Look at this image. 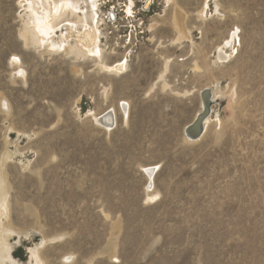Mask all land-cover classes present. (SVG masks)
Listing matches in <instances>:
<instances>
[{
	"label": "rangeland",
	"instance_id": "1",
	"mask_svg": "<svg viewBox=\"0 0 264 264\" xmlns=\"http://www.w3.org/2000/svg\"><path fill=\"white\" fill-rule=\"evenodd\" d=\"M17 1L0 0L15 259L41 245L47 264H264V0H128L130 25L100 24L104 61L126 62L119 74L26 47ZM104 1L103 12L117 2ZM206 88L213 122L189 138ZM109 113L111 125L95 119Z\"/></svg>",
	"mask_w": 264,
	"mask_h": 264
},
{
	"label": "bare ground",
	"instance_id": "2",
	"mask_svg": "<svg viewBox=\"0 0 264 264\" xmlns=\"http://www.w3.org/2000/svg\"><path fill=\"white\" fill-rule=\"evenodd\" d=\"M171 1L173 0H168V2ZM149 3L150 2H147V5H149ZM17 4L23 11V13H20L23 26L19 33V38L26 47L36 46L38 49H43L52 54L57 52L65 53L69 56H76L79 59H86L89 57L96 60V64L101 69L110 73L119 74L126 70V62L109 65L104 61V48L102 47L103 35L101 33L100 24L102 22L107 24V20L106 17L102 18L99 15L104 14L100 0H19ZM207 6L208 3L206 2L198 13L203 16ZM186 16L187 14L184 9L176 4L173 15V25L178 33L177 41L188 39L190 35V30L184 26V19ZM114 17H116V15H114ZM228 42L230 44L232 43L231 40ZM226 57L224 51L220 49V60ZM11 64L21 66V58L15 55L13 59H11ZM22 71L23 69H18L17 74L24 77ZM204 92H208V96L210 97L206 99L212 100V103L214 102L213 89L209 90V88H206L201 91V109L195 117L193 126L188 128L191 133L196 136L191 137L193 139L198 138L197 135H199V137L204 135L206 129L209 128L210 124L213 122L211 116L213 111L212 104L209 114L206 115L205 113L206 102L203 98ZM7 103L9 102L7 101ZM3 106L8 108L9 105L5 103ZM113 118H115L114 114L109 113L95 119L106 126V124H113ZM201 128L202 132L200 133L199 131ZM6 140L7 146L2 151L0 157V264H47L46 259L42 255L41 245L28 248L30 255L26 262L18 261L12 253L15 247L21 245V239L18 237L15 242L11 241L14 235H20V231L11 224L10 211L8 209L10 192L6 185L7 176L4 173V167L6 162L8 160L10 161L17 152L9 148L14 141L10 140V138ZM26 167H28V165H26ZM144 167L149 173V185L147 186L149 190L153 187L152 180L154 181V173L156 172H154L155 169L153 166ZM46 242L47 239H45V243Z\"/></svg>",
	"mask_w": 264,
	"mask_h": 264
},
{
	"label": "built area",
	"instance_id": "3",
	"mask_svg": "<svg viewBox=\"0 0 264 264\" xmlns=\"http://www.w3.org/2000/svg\"><path fill=\"white\" fill-rule=\"evenodd\" d=\"M116 1H117L116 5L109 7V9H111V11H108L109 9L104 10L105 17H106L107 22H108L106 25L109 27H112L114 29L119 28L120 27L119 22L124 21L125 19L129 25L131 23V19L129 18L130 15H128L126 13V10H125L126 8L124 9V7H126V3L128 0H116ZM100 2H101V5L103 6V8L107 5V2L104 0H100ZM147 2H150V0H145L146 4H144V7H145V5H147ZM114 15H116V17H114ZM133 35L134 36L137 35V30L133 32Z\"/></svg>",
	"mask_w": 264,
	"mask_h": 264
},
{
	"label": "water",
	"instance_id": "4",
	"mask_svg": "<svg viewBox=\"0 0 264 264\" xmlns=\"http://www.w3.org/2000/svg\"><path fill=\"white\" fill-rule=\"evenodd\" d=\"M209 94H208V92H204L203 93V98H204V100H205V113H206V115L207 114H209V112H210V110H211V104H212V100L210 101V99H206V98H210L209 96H208ZM211 102V103H210ZM202 130V128L200 129V133L202 132L201 131ZM186 134L189 136V137H196L195 135H193L192 133H191V131L189 130V129H187L186 130ZM197 137H199V135H197ZM151 174V173H150Z\"/></svg>",
	"mask_w": 264,
	"mask_h": 264
},
{
	"label": "snow or ice",
	"instance_id": "5",
	"mask_svg": "<svg viewBox=\"0 0 264 264\" xmlns=\"http://www.w3.org/2000/svg\"><path fill=\"white\" fill-rule=\"evenodd\" d=\"M15 59V58H14Z\"/></svg>",
	"mask_w": 264,
	"mask_h": 264
}]
</instances>
